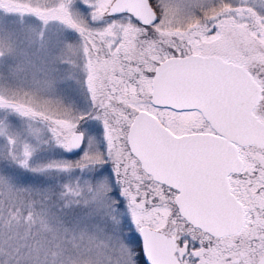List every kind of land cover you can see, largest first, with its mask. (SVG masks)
Instances as JSON below:
<instances>
[{
  "label": "snow or ice",
  "instance_id": "1",
  "mask_svg": "<svg viewBox=\"0 0 264 264\" xmlns=\"http://www.w3.org/2000/svg\"><path fill=\"white\" fill-rule=\"evenodd\" d=\"M0 264H264V0H0Z\"/></svg>",
  "mask_w": 264,
  "mask_h": 264
}]
</instances>
